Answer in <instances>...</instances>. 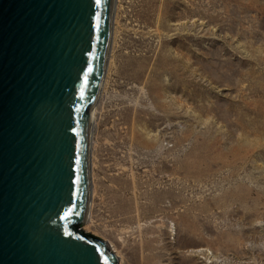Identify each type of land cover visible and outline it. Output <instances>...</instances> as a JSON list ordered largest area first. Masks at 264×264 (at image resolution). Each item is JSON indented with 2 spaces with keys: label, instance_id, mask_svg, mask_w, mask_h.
<instances>
[{
  "label": "rangeland",
  "instance_id": "1",
  "mask_svg": "<svg viewBox=\"0 0 264 264\" xmlns=\"http://www.w3.org/2000/svg\"><path fill=\"white\" fill-rule=\"evenodd\" d=\"M112 36L88 233L119 264H264V0H116Z\"/></svg>",
  "mask_w": 264,
  "mask_h": 264
},
{
  "label": "water",
  "instance_id": "2",
  "mask_svg": "<svg viewBox=\"0 0 264 264\" xmlns=\"http://www.w3.org/2000/svg\"><path fill=\"white\" fill-rule=\"evenodd\" d=\"M116 0H0V264H119L86 233Z\"/></svg>",
  "mask_w": 264,
  "mask_h": 264
},
{
  "label": "bare ground",
  "instance_id": "3",
  "mask_svg": "<svg viewBox=\"0 0 264 264\" xmlns=\"http://www.w3.org/2000/svg\"><path fill=\"white\" fill-rule=\"evenodd\" d=\"M114 18H115V13H114ZM113 24H114V20H113ZM112 32H113V28H112ZM112 40H113V36L111 37V46H110V52H111V47H112ZM110 52H109V55H108V60H107V66H106V70H105V75H104V80H103V85H104V82H105V77H106V71H107V67H108V63H109V58H110ZM103 85H102V88H103ZM101 92H102V90H101ZM101 92H100V95H101ZM97 104H98V102H97ZM96 104V105H97ZM96 105H95V107H94V110H96L95 108H96ZM93 110V112H92V130H91V133H92V131H93V119H94V116H95V111ZM91 138H92V134H91ZM91 156H92V146H91ZM90 156V157H91ZM91 165H92V167H93V163L91 162V158H90V173H91V203H90V210H91V204H92V187H94V185L92 184V182H93V176H92V172H91ZM89 215H90V211H89ZM88 218H89V216H88ZM89 223V221H88V219H87V221H86V223L82 226V230L84 231V232H86V233H88V231H87V229H86V227H85V225H87ZM93 235V234H92ZM95 236V235H94ZM110 248H111V246H110ZM111 250H113V252H114V249H112L111 248ZM197 252H199V251H196L195 253H197ZM202 252V251H201ZM115 253V252H114ZM116 254V253H115ZM116 256H117V254H116ZM118 257V256H117ZM118 259H119V257H118Z\"/></svg>",
  "mask_w": 264,
  "mask_h": 264
}]
</instances>
